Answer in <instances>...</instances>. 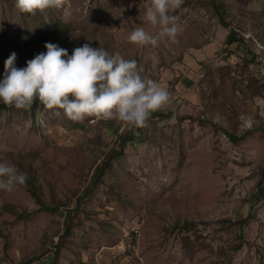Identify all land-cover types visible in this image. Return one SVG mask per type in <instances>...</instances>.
Here are the masks:
<instances>
[{"label":"rangeland","instance_id":"obj_1","mask_svg":"<svg viewBox=\"0 0 264 264\" xmlns=\"http://www.w3.org/2000/svg\"><path fill=\"white\" fill-rule=\"evenodd\" d=\"M146 3L0 0V81L12 52L23 68L47 51L31 41L49 27L69 55L118 52L171 93L140 128L0 101V163L27 175L0 191V264H264V0H184L178 42L155 47L128 40L159 31Z\"/></svg>","mask_w":264,"mask_h":264},{"label":"clouds","instance_id":"obj_2","mask_svg":"<svg viewBox=\"0 0 264 264\" xmlns=\"http://www.w3.org/2000/svg\"><path fill=\"white\" fill-rule=\"evenodd\" d=\"M65 2L15 0V7L34 15L48 8H62ZM183 3L184 0H150L144 5L140 19L158 26L159 31L153 34L143 26L134 27L129 42L153 47L165 39L178 42L182 25L180 17L171 13ZM45 47L46 52L28 60L23 68L16 67L17 54H10L0 81V101L27 110L39 100L46 109H62L72 121L95 117L119 120L133 128L144 127L155 111L170 102L169 90L145 77L135 59H125L118 52L110 54L103 47L94 48L88 43L76 47L71 55L55 43L47 42ZM26 181L25 173L8 163H0V191L11 192Z\"/></svg>","mask_w":264,"mask_h":264},{"label":"trees","instance_id":"obj_3","mask_svg":"<svg viewBox=\"0 0 264 264\" xmlns=\"http://www.w3.org/2000/svg\"><path fill=\"white\" fill-rule=\"evenodd\" d=\"M55 33H57L56 30H52L51 28L47 27L45 30H43L40 34H38L35 38L32 39L31 44H37L40 42H49L53 36H55ZM38 39V40H37ZM239 38L236 32H232L231 35L229 36L228 43L229 44H234L235 42H238ZM2 107H7L8 109H13L15 108L14 106H8L4 105ZM29 193L33 196V198L36 201H39V198L37 196V193L34 189H29Z\"/></svg>","mask_w":264,"mask_h":264}]
</instances>
